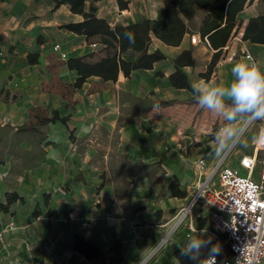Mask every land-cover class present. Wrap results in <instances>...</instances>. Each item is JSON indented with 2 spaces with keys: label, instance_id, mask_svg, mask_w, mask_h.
I'll use <instances>...</instances> for the list:
<instances>
[{
  "label": "crops",
  "instance_id": "0c3cea01",
  "mask_svg": "<svg viewBox=\"0 0 264 264\" xmlns=\"http://www.w3.org/2000/svg\"><path fill=\"white\" fill-rule=\"evenodd\" d=\"M127 1L126 9H120L115 0L95 2L96 14L114 25L143 18L156 19L163 13L164 0ZM261 11L264 5L260 0H252L245 6L238 30L241 35L248 18ZM203 14L202 10L197 12V23ZM81 19L80 15L71 13L67 5L55 7L54 0H0V34L5 38L0 46V203L5 201L7 193L16 192L21 197L11 205L9 212L0 210V264H95L72 250L75 233L103 249L120 240L125 247L124 264H135L148 238L154 237L157 227L187 198L172 196L168 188L170 182L176 178L187 196L194 183L189 171L194 162L190 167L184 160L185 151L172 148L168 132L156 133L160 130L152 119V112L161 107L197 102L188 90L170 85L168 78L174 71L173 60L183 50L192 49L197 64L184 67L183 72L192 84L204 80L218 86H225L233 79L231 68L236 62L247 60L243 51L239 58L229 52L231 36L221 51L230 55L219 60L205 80L201 73L206 71L215 51L197 32H192L200 37L196 44L190 43V34H185L177 46L152 39L149 50L158 49L165 58L154 63L151 69L133 71L129 77L119 72L115 81L90 77L80 88H74L76 74L67 68L66 60L79 56L96 60L111 51L108 41L97 39L94 42L98 47L91 48L88 45L91 40L83 33L63 27ZM56 44L60 48L54 52ZM244 45L264 70V45L247 42ZM241 48L243 50L242 45ZM29 53L38 54L36 64L28 63ZM62 53L65 58L61 57ZM48 75L61 84L53 92L41 84ZM66 81L72 84L75 100L79 98V90L81 93L91 84L97 86L85 98L87 102L80 100L81 108L88 105L87 109L91 110L94 106L133 110L139 115V120L133 121L116 117L110 124L114 129L120 122L118 133L123 144L120 153L125 155L128 164L126 162V167L119 171L117 181L104 184L99 192L94 190L99 185L94 186L95 181L86 176L89 170L95 169L90 167L91 151L79 144L90 140L94 126L100 129L106 124L100 119H90L80 126L76 118L70 117L63 125L60 115L49 122L61 131L47 135L40 127L44 120L34 118L35 111L50 106L60 113L63 108L70 109L72 103L61 93ZM111 99L115 100L110 102ZM163 101L173 103L165 105ZM231 103L225 99L226 105L231 106ZM68 114L73 112L64 115ZM164 124L161 130L165 129ZM156 157L163 160L159 165L164 168L165 177L152 171L157 166L158 161L153 160ZM198 159H203L206 165L204 157ZM236 165L237 161L232 164ZM150 170L155 175L147 176ZM45 195L50 196L51 215L33 217L31 213L36 205L41 206L43 213L46 211ZM196 222L197 219L191 223L186 236L206 230L207 237L211 238L209 223L207 228L204 225L198 229ZM10 224L14 225L13 229H9ZM176 248L184 247L176 245Z\"/></svg>",
  "mask_w": 264,
  "mask_h": 264
},
{
  "label": "trees",
  "instance_id": "16d2710c",
  "mask_svg": "<svg viewBox=\"0 0 264 264\" xmlns=\"http://www.w3.org/2000/svg\"><path fill=\"white\" fill-rule=\"evenodd\" d=\"M98 1L100 0H54L55 7L67 5L71 13L80 15L82 18L80 21L63 25L64 28L72 32L83 33L88 40L98 38L100 42L106 40L111 44V51L96 60H90L85 56L69 57L66 60L67 68L76 74L74 88H80L90 77H98L102 81H115L119 72L129 77L133 71L151 69L154 63L165 58L160 50H149L152 39H157L166 45L177 46L185 34L192 32H197L201 39L206 40L209 47L215 51L206 71L201 73V77L208 80L223 47L241 27L242 11L252 0H164L163 13L160 17L143 18L132 23L114 25H110L97 16L95 2ZM115 1L120 9L127 8V0ZM260 2L264 5V0ZM199 10H202L204 14L197 23L195 16ZM126 34L132 36V42ZM241 39L249 44L264 45V11L248 18ZM4 43L5 38L0 34V46ZM93 43L98 47V43L89 42V44ZM27 61L29 64H36L38 54L29 53ZM196 64L193 50H183L173 60L174 71L168 78L170 85L176 89L188 90L193 95L192 82L182 69L187 66L195 67ZM193 98L196 99L194 95ZM161 103L169 105L173 101ZM56 118L58 117L50 120L53 121ZM168 188L172 196L187 197V191L181 189L176 178L170 182ZM18 200H21V197L16 192L7 193L5 201L0 203V210L9 212L11 205ZM49 204L50 196L45 195L46 211L43 213L41 206L36 205L31 213L32 216H50L52 212ZM205 222V218L197 219V228H203ZM220 238L224 240L222 236ZM71 248L95 264L125 263V247L118 239L108 248L103 249L75 233L72 237ZM181 249L172 250L173 258L178 264H193L192 260L181 255Z\"/></svg>",
  "mask_w": 264,
  "mask_h": 264
},
{
  "label": "rangeland",
  "instance_id": "374dc122",
  "mask_svg": "<svg viewBox=\"0 0 264 264\" xmlns=\"http://www.w3.org/2000/svg\"><path fill=\"white\" fill-rule=\"evenodd\" d=\"M97 39L98 38H92L91 42L97 41ZM241 51L242 48L239 42L231 39L229 52H234L236 57L239 58L242 55ZM228 55L227 53H221L217 62L219 60H223ZM54 61L56 62L57 60L54 58ZM41 84L49 88V91L51 92L54 91V88L61 86L57 78H54L51 75L44 77ZM62 86V95L72 103V105H70V109L63 108L61 109L62 113H60L58 110H55L52 106H50L43 111H35L34 118L42 121L44 120V123H41L40 127L44 128L45 134L47 135L61 131L56 130L55 127L50 124L52 122H49L51 118L59 117L60 115L62 119H64L63 125L70 117L76 118V120H78L77 123L80 126L85 125V121L90 119H100L106 124L100 129L94 126L92 129L93 132H91L89 137L90 140L79 144L82 148H87L91 151L89 156L91 165H89L91 168L93 167L95 169H91V171L89 170L90 172L88 171L86 176L95 181L94 186L99 185L98 188H94L96 192H99L100 188L104 184L109 183L112 180L117 181L120 178L119 171L124 169L128 164L125 155L120 153L123 145L120 142L118 133V128L121 127L120 122H117L114 129H112L110 124L116 117L122 119L127 118L133 121L134 119L139 120V115L133 110L117 111L111 108L103 109L99 106H94L91 110L87 109L88 105H86L85 108H81L80 100L84 103L87 102L85 101V98H87L91 91L97 89V86L95 84H91L90 87L87 88V91L82 89L81 93L79 90L77 93L80 95L76 100L72 99L74 96L73 87H71L72 84H69L68 81H66L62 84ZM83 95L84 99H81ZM52 96L53 93H51V97ZM113 100L115 99H111L110 102ZM68 112H73V114L64 115ZM152 114V119L160 130H156V133L161 134L163 131L168 132V139L170 140L172 148L178 150L183 149V151H185V153H183L184 160H186L190 167H192V162H195V160L199 157H204L206 160V165L202 170L201 175L198 174L193 163V168H190L189 171L190 177H192V181L194 183L189 189L190 191L187 198L183 201L182 205L173 209L174 212L171 213L169 219L165 221L162 226L157 227V232L154 237L148 238L146 246L140 253L139 258L135 263L175 264L172 256V250L176 248V245L185 247L188 242L186 234L191 223H194V221L199 219V217H206L207 219L208 215L207 205H205V199L203 196H200V199H202L203 202H195L190 210H182V208H186L188 206L192 196L197 192L198 188L203 185L208 175H210L212 180L216 182L217 171H215L214 168L217 164L223 163L232 165L238 161L240 155L248 154L253 151V137L256 136L260 120L249 121L245 124V121L249 117L247 115H241L237 117L235 122H229L226 119V113L219 114L216 112H210L206 108H201L197 102H188L170 107H161V109L152 112ZM164 122L165 129L161 130V125ZM226 127L242 128L243 131L240 136L226 146L223 152H221L217 146L216 137L220 131ZM22 132H25V130ZM17 133H19V131ZM47 149L49 148L47 147ZM153 160L158 162L155 163L157 166L156 168H153L152 171L156 170V172L158 171L161 173L160 176L165 177V170L159 165L160 162H163V160H158L157 157ZM152 171L147 173V176L150 177L153 176V174L155 175ZM257 172L258 168H256L255 175H257ZM145 222L148 223L149 220ZM205 227H208L207 220Z\"/></svg>",
  "mask_w": 264,
  "mask_h": 264
},
{
  "label": "built area",
  "instance_id": "2783aa9c",
  "mask_svg": "<svg viewBox=\"0 0 264 264\" xmlns=\"http://www.w3.org/2000/svg\"><path fill=\"white\" fill-rule=\"evenodd\" d=\"M241 37L237 32L232 40L241 43L248 59L251 55ZM189 40L196 44L200 37L190 34ZM89 46L96 48L94 43ZM59 48L56 44L53 51L57 52ZM61 57L65 58V54L62 53ZM247 121H251L250 118ZM257 134H264V121L260 120ZM194 167L201 175L204 160L195 161ZM214 170L217 171L216 182L208 175L182 210H190L195 202L202 203L200 196L205 199L209 235L212 243H219L221 247L216 257L217 264H264V145L254 140L253 151L240 155L236 166L219 163ZM13 228L14 225L10 224L9 229Z\"/></svg>",
  "mask_w": 264,
  "mask_h": 264
},
{
  "label": "clouds",
  "instance_id": "9594fccd",
  "mask_svg": "<svg viewBox=\"0 0 264 264\" xmlns=\"http://www.w3.org/2000/svg\"><path fill=\"white\" fill-rule=\"evenodd\" d=\"M126 36L130 42L133 41L130 34ZM231 75L233 79L225 86L211 85L204 80L193 83L192 92L199 106L210 112L226 113L229 122H235L241 115H247L251 121H264V70L249 56L246 61L236 62L232 66ZM225 99L232 102L230 107L225 104ZM242 131V128L233 127L222 129L216 137L221 152L240 136ZM253 139L256 143L264 145V134H257ZM187 239V245L181 249V255L188 257L193 264H217L216 257L221 247L219 243H212L206 230Z\"/></svg>",
  "mask_w": 264,
  "mask_h": 264
},
{
  "label": "bare ground",
  "instance_id": "6f19581e",
  "mask_svg": "<svg viewBox=\"0 0 264 264\" xmlns=\"http://www.w3.org/2000/svg\"><path fill=\"white\" fill-rule=\"evenodd\" d=\"M246 123H248V121H247V120L245 121V124H246ZM188 210H189V208L187 209V211H188ZM181 217H184V216H181ZM179 219H180V218H179Z\"/></svg>",
  "mask_w": 264,
  "mask_h": 264
}]
</instances>
